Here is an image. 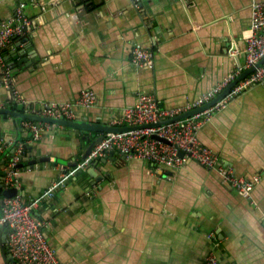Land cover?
<instances>
[{
	"label": "crops",
	"instance_id": "obj_1",
	"mask_svg": "<svg viewBox=\"0 0 264 264\" xmlns=\"http://www.w3.org/2000/svg\"><path fill=\"white\" fill-rule=\"evenodd\" d=\"M254 1L22 0L33 27L4 48L21 99L0 69V107L46 116L50 103L91 88L96 104L77 107L72 120L113 125L139 91L155 93L163 107L184 106L244 64ZM16 6L0 0V20ZM136 44L154 51L152 64L131 62ZM7 114L0 113L8 143L0 170L21 147L26 201L77 167L95 135ZM25 120L49 126L35 138ZM198 137L238 175H261L252 197L195 158L169 166L112 149L94 167L101 179L93 163L79 168L34 210L61 261L201 264L213 251L221 264H264V82L213 111ZM4 189L0 172V206ZM8 232L0 228V264H16Z\"/></svg>",
	"mask_w": 264,
	"mask_h": 264
},
{
	"label": "built area",
	"instance_id": "obj_2",
	"mask_svg": "<svg viewBox=\"0 0 264 264\" xmlns=\"http://www.w3.org/2000/svg\"><path fill=\"white\" fill-rule=\"evenodd\" d=\"M15 13L0 20V69L2 79L6 86L12 88L14 95L21 99L20 94L13 84V72L4 55V48L17 37L25 36L34 24V19L29 17L22 0H16ZM245 62L225 78L222 83L210 88L194 101L184 106L167 108L160 105L155 93L139 91L135 103L124 108L122 116L112 121L113 125H139L156 123L162 119L173 117L189 111L213 99L220 91L239 76L245 69L257 65L264 58V0H255L252 3V15L249 31L246 36ZM131 62L137 66H145L154 62V51L141 45L132 47ZM264 82V62L246 77L239 80L232 89L216 104L195 113L191 116L177 119L170 123L158 126H147L122 132L108 131L98 141L88 156L72 170L64 173L41 195L30 200H24L21 194L5 196L0 206V224H5L7 246L15 259L16 264H64L58 256L56 248L50 243L45 232V222L34 216V210L46 196H52L55 189L65 184L68 177L77 169L84 168L92 163L98 156H105L110 150L115 149L130 158H146L157 164L180 165L188 158H195L209 168H216L221 173L224 181L229 182L237 190L248 197H252L253 187L261 180V175L252 177L238 175L233 166L224 165L219 154L200 141L198 129L208 119L213 111L224 107L228 101L239 96L247 88ZM97 94L91 88H83L80 95L69 101L50 103L43 111L48 117H62L73 119L77 107H92L97 102ZM25 127H31L34 137L41 136V130L49 126L46 122H32L25 120ZM157 133L168 139L165 142L152 135ZM184 153L181 155L179 151ZM7 152V143L0 133V157ZM22 152L18 147L16 153L4 164L3 185L5 188H20L21 181L18 176V166ZM201 264H221L218 256L209 252Z\"/></svg>",
	"mask_w": 264,
	"mask_h": 264
},
{
	"label": "water",
	"instance_id": "obj_3",
	"mask_svg": "<svg viewBox=\"0 0 264 264\" xmlns=\"http://www.w3.org/2000/svg\"><path fill=\"white\" fill-rule=\"evenodd\" d=\"M264 62V58L262 60L259 61V63L257 65H252L251 67L245 69L239 76H237L233 81H231L227 87L220 92L219 94H217L213 99L207 101L206 103L197 106L189 111L183 112L181 114H178L176 116L173 117H168L165 119H162L156 123H150V124H139V125H111V124H104V123H94V122H81V121H75L72 119H68V118H62V117H47V116H41V115H34V114H30V113H21L19 111H15L13 109L10 108H1L0 107V113H8L13 115L14 117L17 118H30L36 121H47V122H54V123H59L60 125L66 126V127H74V128H80L83 130L84 134L90 138V133L92 131H94V138L91 140L87 150L85 151L82 160H84L88 154L91 152L92 148L94 147V145L100 141L105 132L108 131H114V132H122V131H127V130H131V129H137V128H142V127H147V126H158V125H162L165 123H170L173 122L177 119L180 118H185L188 116H191L195 113L201 112L209 107H211L212 105L216 104V102L220 99H222L231 89L232 87L241 79H243L244 77H246L249 73H251L252 71H254L256 69V66L262 64ZM155 138H159L165 142H168V139H166L165 137H161L159 136L157 133H154L152 135ZM111 154L115 153V150L110 151ZM179 153L182 155L184 152L182 150L179 151ZM99 161H106V157L104 156H98L94 159L93 166L90 169V172L92 173L93 177H95L96 179H101V176L98 177V175L96 174V172L94 171V167L98 164ZM22 164V163H20ZM19 163L17 164V166L20 165ZM0 172L4 175L5 171L4 170H0ZM18 188L17 187H9V188H5L3 190V195L5 196H14L18 193ZM5 226V224H0V228H3ZM6 237V235H5ZM4 237V238H5Z\"/></svg>",
	"mask_w": 264,
	"mask_h": 264
},
{
	"label": "bare ground",
	"instance_id": "obj_4",
	"mask_svg": "<svg viewBox=\"0 0 264 264\" xmlns=\"http://www.w3.org/2000/svg\"><path fill=\"white\" fill-rule=\"evenodd\" d=\"M16 10V9H15ZM13 15V14H12ZM32 31V30H31ZM242 65V64H241ZM239 66V65H238ZM3 81V80H2ZM13 94V93H12ZM15 98V97H14ZM25 101V100H24ZM20 102V101H19ZM18 105V104H17ZM25 107V106H24ZM18 109H20V108H18ZM23 109V108H22ZM27 109V108H26ZM41 110V109H40ZM40 113V112H39ZM31 114H32V112H31ZM8 115V114H7ZM32 121V120H31ZM35 121V120H34ZM21 122V121H20ZM19 122V123H20ZM51 124V123H50ZM21 125V124H20ZM19 125V126H20ZM24 125V124H23ZM29 130V129H28ZM43 130V129H42ZM42 135V134H41ZM4 137V136H3ZM6 139V138H5ZM23 142V141H22ZM8 144V143H7ZM20 144H21V142H20ZM17 150V149H16ZM23 150V149H22ZM5 241V240H4ZM3 245V244H2ZM7 246V245H6ZM5 252V251H4ZM10 255V254H9Z\"/></svg>",
	"mask_w": 264,
	"mask_h": 264
}]
</instances>
